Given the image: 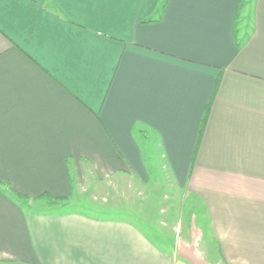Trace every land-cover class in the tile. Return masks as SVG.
<instances>
[{"label": "crops", "instance_id": "obj_1", "mask_svg": "<svg viewBox=\"0 0 264 264\" xmlns=\"http://www.w3.org/2000/svg\"><path fill=\"white\" fill-rule=\"evenodd\" d=\"M156 167L218 261L18 203ZM0 264H264V0H0Z\"/></svg>", "mask_w": 264, "mask_h": 264}, {"label": "rangeland", "instance_id": "obj_2", "mask_svg": "<svg viewBox=\"0 0 264 264\" xmlns=\"http://www.w3.org/2000/svg\"><path fill=\"white\" fill-rule=\"evenodd\" d=\"M164 173L156 167L152 179L159 182L144 184L130 180L102 181L85 175L79 182L75 178L72 191L63 203L46 198L36 202L20 200L19 203L26 213L49 210L133 221L171 255L180 239L195 246L201 259L210 263L218 261L213 235L198 201L168 184Z\"/></svg>", "mask_w": 264, "mask_h": 264}, {"label": "trees", "instance_id": "obj_3", "mask_svg": "<svg viewBox=\"0 0 264 264\" xmlns=\"http://www.w3.org/2000/svg\"><path fill=\"white\" fill-rule=\"evenodd\" d=\"M13 193V192H12ZM20 200H23V199H19V201H18V203L20 202ZM56 201V200H55ZM60 201H63V200H59L58 202H60ZM20 204V203H19ZM21 206V205H20ZM22 207V206H21Z\"/></svg>", "mask_w": 264, "mask_h": 264}]
</instances>
